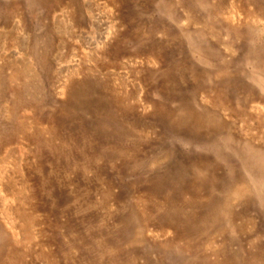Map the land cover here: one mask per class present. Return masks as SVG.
Wrapping results in <instances>:
<instances>
[{"label": "rangeland", "instance_id": "1", "mask_svg": "<svg viewBox=\"0 0 264 264\" xmlns=\"http://www.w3.org/2000/svg\"><path fill=\"white\" fill-rule=\"evenodd\" d=\"M0 264H264V0H0Z\"/></svg>", "mask_w": 264, "mask_h": 264}]
</instances>
